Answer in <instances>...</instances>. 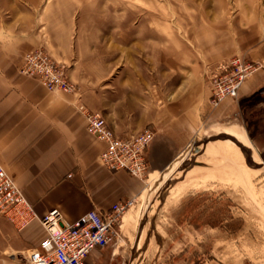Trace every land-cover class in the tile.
Masks as SVG:
<instances>
[{"label":"rangeland","instance_id":"374dc122","mask_svg":"<svg viewBox=\"0 0 264 264\" xmlns=\"http://www.w3.org/2000/svg\"><path fill=\"white\" fill-rule=\"evenodd\" d=\"M46 2L0 0V17L15 26L26 15H38ZM75 5L73 78L116 97L137 94L149 105L161 76L165 106L173 92L205 78L206 57L227 41V33L233 39L256 30L264 36V0ZM236 124L190 136L171 168L147 176L104 264H264V142L259 145L255 130L243 128L241 119ZM187 221L190 229L181 226Z\"/></svg>","mask_w":264,"mask_h":264},{"label":"crops","instance_id":"0c3cea01","mask_svg":"<svg viewBox=\"0 0 264 264\" xmlns=\"http://www.w3.org/2000/svg\"><path fill=\"white\" fill-rule=\"evenodd\" d=\"M75 6V0H47L38 15H26L15 26L0 17V164L39 218L53 209L66 222L92 209L104 213L119 200L139 196L147 185V180L109 172L99 163L106 144L86 131L79 105L99 113L118 136L144 128L154 131L146 151L148 178L171 168L190 136L202 130L237 128L241 119L242 127L255 130L257 143L263 144L264 36L258 30L239 32L236 39L227 33V41L212 47L206 57L205 78L173 92L167 106L161 76L155 102L149 105L137 94L116 97L94 83L78 84L82 79L73 78ZM35 48L45 49L63 64L69 79L76 81L74 92H49L18 72L22 56ZM233 58L260 68L243 82L237 98H225L212 107V77ZM184 224L191 228L189 221ZM45 236L37 220L17 231L0 217V264L23 261ZM109 245L91 252L86 264L107 262L115 253Z\"/></svg>","mask_w":264,"mask_h":264},{"label":"built area","instance_id":"2783aa9c","mask_svg":"<svg viewBox=\"0 0 264 264\" xmlns=\"http://www.w3.org/2000/svg\"><path fill=\"white\" fill-rule=\"evenodd\" d=\"M259 68V64L240 58H233L223 65L211 80L210 105L216 107L225 98H237L243 82ZM18 72L37 80L49 92L72 93L77 89L63 64L43 48L26 52ZM78 110L86 120V131L106 144L99 163L109 172L123 171L131 177L146 180V151L154 138V131L144 128L136 134L118 136L99 113L84 105H79ZM137 201L138 196L119 200L104 213L92 209L72 222L62 220L56 209L39 218L0 164V217L7 219L17 231L37 220L46 233L38 246L17 264H86L91 252L114 240L125 213Z\"/></svg>","mask_w":264,"mask_h":264},{"label":"bare ground","instance_id":"6f19581e","mask_svg":"<svg viewBox=\"0 0 264 264\" xmlns=\"http://www.w3.org/2000/svg\"><path fill=\"white\" fill-rule=\"evenodd\" d=\"M232 140V139H231ZM242 147V146H241ZM234 148V147H233ZM236 148V147H235ZM231 152V151H230ZM234 153V152H233ZM239 155V154H238ZM221 156V155H220ZM194 157V156H193ZM222 157H224V156H222ZM231 157V156H230ZM233 157V156H232ZM230 159V158H229ZM241 160V159H240ZM240 162V161H239ZM241 163H243V162H241ZM240 164V163H239ZM239 166V165H238ZM245 166V165H244ZM247 167V166H246ZM233 168H234V166H233ZM236 168V167H235ZM243 169V168H242ZM247 169V168H246ZM228 170V169H227ZM230 170V169H229ZM232 170V169H231ZM241 170V169H240ZM247 170H249V169H247ZM255 170V169H254ZM243 171V170H242ZM251 172V171H250ZM243 181H245L244 179H243ZM245 183V182H244ZM166 190V189H165ZM163 192V191H162ZM156 195V194H155ZM159 196V195H158ZM157 196V197H158ZM155 199H156V197H155ZM151 202H153V201H151ZM159 202V201H158ZM151 206V205H150ZM159 206V205H158ZM149 210H150V208H149ZM146 213V212H145ZM143 215V214H142ZM156 215V214H155ZM150 221H152V218H150ZM148 223H149V220L147 221ZM150 227V226H149ZM142 235V234H141ZM137 249V248H136ZM144 251V250H143ZM138 259V258H137Z\"/></svg>","mask_w":264,"mask_h":264},{"label":"water","instance_id":"95a60500","mask_svg":"<svg viewBox=\"0 0 264 264\" xmlns=\"http://www.w3.org/2000/svg\"><path fill=\"white\" fill-rule=\"evenodd\" d=\"M234 142V141H233Z\"/></svg>","mask_w":264,"mask_h":264}]
</instances>
